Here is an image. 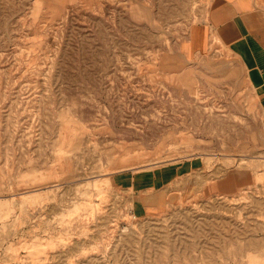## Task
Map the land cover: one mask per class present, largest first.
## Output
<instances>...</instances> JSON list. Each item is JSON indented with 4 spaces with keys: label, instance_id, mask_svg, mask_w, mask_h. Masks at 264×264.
<instances>
[{
    "label": "rangeland",
    "instance_id": "obj_1",
    "mask_svg": "<svg viewBox=\"0 0 264 264\" xmlns=\"http://www.w3.org/2000/svg\"><path fill=\"white\" fill-rule=\"evenodd\" d=\"M212 1L0 0V264H264V87Z\"/></svg>",
    "mask_w": 264,
    "mask_h": 264
},
{
    "label": "crops",
    "instance_id": "obj_2",
    "mask_svg": "<svg viewBox=\"0 0 264 264\" xmlns=\"http://www.w3.org/2000/svg\"><path fill=\"white\" fill-rule=\"evenodd\" d=\"M207 14L210 26L205 24L203 28H214L213 36L219 40L215 43L237 56L251 88L264 87V31L260 29L264 13L255 0H213ZM183 170L186 167L180 166L179 171ZM151 180L155 183L154 177L142 180L139 175L135 179L136 188L151 187ZM139 209L141 215L147 213L144 203L139 204Z\"/></svg>",
    "mask_w": 264,
    "mask_h": 264
},
{
    "label": "bare ground",
    "instance_id": "obj_3",
    "mask_svg": "<svg viewBox=\"0 0 264 264\" xmlns=\"http://www.w3.org/2000/svg\"><path fill=\"white\" fill-rule=\"evenodd\" d=\"M215 40H218L217 38H215ZM219 41V40H218ZM185 55V54H184Z\"/></svg>",
    "mask_w": 264,
    "mask_h": 264
}]
</instances>
